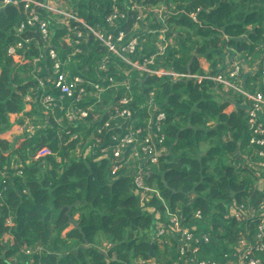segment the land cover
Segmentation results:
<instances>
[{
	"label": "trees",
	"instance_id": "obj_1",
	"mask_svg": "<svg viewBox=\"0 0 264 264\" xmlns=\"http://www.w3.org/2000/svg\"><path fill=\"white\" fill-rule=\"evenodd\" d=\"M159 2L173 5L163 14V21L153 13L136 21L137 11L130 10L127 19L111 28L115 35L123 31L125 41L138 37L130 57L155 55L151 68L214 76L226 72L235 58L251 65L264 51V0H117L115 4L120 9L132 3L149 8ZM72 3L77 15L90 24L101 23L113 5L112 0ZM21 20L15 6L0 8V134L11 128V115L22 111L23 98L34 85L27 65L16 64L6 55ZM161 27L166 29L162 41L166 46L158 54ZM86 52L80 56L86 59L72 67L92 81L97 79L94 71L104 56L110 59V69L101 78L114 75L119 81L120 68H130L92 37ZM132 81L134 124L145 125L146 114L139 104L151 89L165 113L162 129L167 150L144 178L145 185L158 195L139 199L132 166L124 164L113 172L109 158L78 154L75 142L60 145L52 119L18 143V138H0V166H9L17 157L22 170L17 176L9 168L5 189L0 185V264H135L137 259L152 257L159 264H182L184 258L179 260L168 246L152 240L154 216L147 207L160 211L179 208L186 227L207 234L209 242L198 250L200 259L226 264L236 258L240 234L253 241L258 215L264 212V166L259 165L264 158L252 154L248 145L241 96L221 91L209 78L198 81L133 70ZM120 89H106L100 105L114 104ZM35 98L28 113L38 114L40 119L35 122L41 123L38 96ZM103 118L97 105L90 119L100 124ZM43 148L49 153L38 156ZM234 203L252 209L253 216L233 218L230 209ZM68 206L72 207L67 215ZM196 211L201 218L194 217ZM23 245L41 250L27 255L21 251ZM254 255L264 263V252Z\"/></svg>",
	"mask_w": 264,
	"mask_h": 264
},
{
	"label": "built area",
	"instance_id": "obj_2",
	"mask_svg": "<svg viewBox=\"0 0 264 264\" xmlns=\"http://www.w3.org/2000/svg\"><path fill=\"white\" fill-rule=\"evenodd\" d=\"M112 2L113 5L103 15L102 22L90 24L77 15L72 0H0V8L15 6L22 16L21 22L15 28L16 38L7 46L6 55L16 64H26L34 82L29 88V93L23 98L22 111L18 113L17 130L20 129L21 134L17 143L22 140L21 138H31L38 129L52 119L58 128L60 145L75 142V152L78 154H89L97 159L109 158L113 172L124 164L128 167L132 166L135 169L133 175L135 193L139 199L145 201L152 195L157 196L158 192L155 189L145 185L144 178L150 166L156 164L159 157L167 150L162 129L165 113L157 106L155 91L151 89L145 95L144 101L139 104V109L146 114L145 125L134 124V111L130 104L134 100L132 71L137 70L140 74L156 76L173 74L174 78L189 77L198 81L209 78L221 91H231L240 95L247 118L248 145L252 148V154L264 158V51L253 60L251 65L235 58L226 72L214 76L183 75L164 68H151L155 55L142 59L130 57L139 44V38L131 36L125 41L123 31L119 30L115 35L111 28H115L118 21L127 19L130 10L137 11L136 21L145 20L151 13L163 21V14L168 10L165 9V5L162 8L156 5L147 8L137 3L120 9L115 4L117 0ZM262 24L264 25V20ZM108 27L110 28L107 29ZM161 28L158 54L162 53L166 46L165 42L162 43L166 29ZM91 37L101 41L130 66V68H120L119 81L114 75L101 78L103 73L108 74L110 69L108 56H104L98 62L94 71L97 75L96 80L92 81L86 78L89 76L80 75L73 69L72 65L77 67L78 63L86 59L80 56L87 55L86 46ZM246 78L249 79L248 83L245 82ZM103 82L107 84L104 85ZM108 88L115 90L121 88L122 93L114 104L100 105L101 95ZM35 96H38L39 114L43 118L41 123L35 122L40 119L38 114L28 113L32 102L36 100ZM97 105L104 117L100 124L90 119V114L96 110ZM19 120H23V123H19ZM47 153L49 151L43 148L38 152V156ZM259 165L264 166V159ZM9 168L15 171V175H22L21 164L17 157L11 160L9 166L6 164L0 166L2 190L5 189L9 178L7 172ZM146 209L154 216L152 240L159 245L172 247L179 260L184 258L182 264H217L199 258V247L208 243L210 238L207 234H197L194 229L186 227L179 208L165 207L161 211L152 207ZM250 212L253 210L246 209L241 203L232 205L230 209V215L236 220H247L253 216ZM194 217L201 218L200 211H196ZM7 224H11L10 220H7ZM263 238L264 212L258 215L253 241L250 242L246 234H240L237 240L236 258L226 264H264L254 255L255 252H264ZM40 250V247L32 249L26 245L21 248V251L27 255ZM32 260L34 261L33 258ZM135 264L159 263L152 257L137 259ZM172 264L178 262L174 261Z\"/></svg>",
	"mask_w": 264,
	"mask_h": 264
},
{
	"label": "crops",
	"instance_id": "obj_3",
	"mask_svg": "<svg viewBox=\"0 0 264 264\" xmlns=\"http://www.w3.org/2000/svg\"><path fill=\"white\" fill-rule=\"evenodd\" d=\"M13 115V114H12ZM12 115H11V121H13L14 123L12 124V126H11V128L8 130V131H6V132H4V133H1L0 134V138H3V139H6L7 141H12V140H14L15 138L17 139L18 137H19V135H15L14 133H17L18 132V130H17V128H18V125H17V119H19L18 117L17 118H14V117H12ZM16 115V114H15ZM170 249H172L173 250V248L171 247ZM174 251V250H173ZM175 253V252H174ZM173 263V262H172ZM171 263V264H172Z\"/></svg>",
	"mask_w": 264,
	"mask_h": 264
},
{
	"label": "rangeland",
	"instance_id": "obj_4",
	"mask_svg": "<svg viewBox=\"0 0 264 264\" xmlns=\"http://www.w3.org/2000/svg\"><path fill=\"white\" fill-rule=\"evenodd\" d=\"M170 3V5H165V4H163V2H159L158 4H156V6H158L159 8H162V6L164 7V5H165V9H167L168 10V12H170V9H169V7H173V5L171 4V2H169ZM201 60H203V59H201ZM19 115L18 114H13L12 115V117H14V118H17ZM28 117H30V116H28ZM34 117H36V116H34ZM33 119H30V121H32ZM15 135H20L21 134V130L20 129H18V132L17 133H14ZM259 173V172H258Z\"/></svg>",
	"mask_w": 264,
	"mask_h": 264
},
{
	"label": "water",
	"instance_id": "obj_5",
	"mask_svg": "<svg viewBox=\"0 0 264 264\" xmlns=\"http://www.w3.org/2000/svg\"><path fill=\"white\" fill-rule=\"evenodd\" d=\"M71 207H72V206H68V209H67V212H66L67 215H68V213H69ZM73 223H74V225L79 229V226H78L75 222H73ZM101 252H102V253H105V252L102 251V250H101ZM152 253H153V250H152Z\"/></svg>",
	"mask_w": 264,
	"mask_h": 264
}]
</instances>
